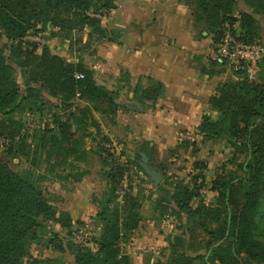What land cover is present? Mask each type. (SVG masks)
<instances>
[{
	"label": "trees",
	"instance_id": "trees-1",
	"mask_svg": "<svg viewBox=\"0 0 264 264\" xmlns=\"http://www.w3.org/2000/svg\"><path fill=\"white\" fill-rule=\"evenodd\" d=\"M113 1L0 0V39L6 41L5 47L0 44V264H19L28 258L30 264L39 263L29 255L31 245L39 242L41 231L46 227L42 219L65 230L66 238L78 231L68 212L52 207L54 197L43 191L34 172L31 169L14 172L5 157L15 156L17 146H33L35 130L16 140L24 113L29 118L42 119L48 106L56 110L51 118L54 127L39 129L40 136L43 135L32 150L33 160L40 152L46 162L60 159L66 163L70 157L73 163L86 162L87 152L81 149L82 141L89 136L95 139L89 128L100 127L94 112L105 116L107 124H114L116 113L122 107L120 87L109 90L97 85L92 71L85 69L81 62L82 55L95 53L94 44L111 36L102 22L89 14L109 13ZM181 1L189 7L194 27L199 33L206 32L213 46L220 41L223 24L227 22L238 25L234 33L240 40H262L264 0ZM240 4L249 11L240 10ZM48 27L54 29L52 37L67 42L68 55L76 61L52 53L46 44L39 46L25 41L29 33H43ZM214 63L221 67L218 73L227 71L224 62L215 60ZM256 68L253 78L243 70L227 71L232 79L216 87L208 101L210 112L202 115L197 128L196 134L205 140L227 139L234 149L233 157L245 158L241 167L243 178L225 179L217 172L210 181L209 190L216 193L215 205L193 203L206 186L203 173L206 166L202 162L193 164L196 173L188 181L167 177L163 169L149 163L164 176L157 189H168L164 200L159 197L153 200L156 221L166 217L168 210L179 219L175 227L179 233L169 240L166 261L155 264H196L198 261L240 264L241 258L245 264H264V57ZM17 71L21 82L17 80ZM78 73L84 77L76 79ZM162 92V85L153 83L141 93L136 92L133 100L143 104L144 98L156 99ZM59 114L66 120L58 125ZM2 140L5 144H1ZM180 144L194 143L182 141ZM111 150L114 155L105 154L99 147L90 149L98 157L107 186L101 197L94 199L98 211L91 218L99 224L100 232L90 247L70 244L74 264H133L122 252V246L129 243L138 228L142 219L141 203L149 198L141 187L134 194L131 186L122 189L121 180L132 164L146 176L139 165V153L144 152L149 159L151 154L143 144L135 152L131 165L125 167ZM84 174L83 171L72 180H80ZM56 211L60 219L55 218Z\"/></svg>",
	"mask_w": 264,
	"mask_h": 264
},
{
	"label": "crops",
	"instance_id": "crops-1",
	"mask_svg": "<svg viewBox=\"0 0 264 264\" xmlns=\"http://www.w3.org/2000/svg\"><path fill=\"white\" fill-rule=\"evenodd\" d=\"M113 5L102 22L111 36L94 44V54L81 58L97 85L109 90L120 87L122 107L114 124H109L111 151L128 167L135 152L145 144L151 154L148 164L159 166L167 177L186 181L196 173L193 164L202 162L206 166V186L193 203L215 205L216 193L209 190L208 180L218 162V140H205L200 134L193 145H181L177 140L180 131L197 132L202 115L210 112V97L228 79L227 71L218 73L221 67L214 63L218 59L211 37L194 27L190 9L181 0H114ZM239 7L249 11L242 4ZM45 44L52 53L76 61L67 51L57 53ZM153 83L162 85L161 95L144 98L143 104L133 100L136 92L141 93ZM212 115L217 116L215 112ZM86 159L74 163L85 172L80 180L68 178L55 183L60 209L73 220L95 217L98 208L94 199H99L107 186L97 155L88 151ZM132 178L131 174L124 176L125 189L133 186ZM156 196L154 193L152 199L141 203L142 219L129 243L122 246L133 264H144L148 254L157 256L171 235L168 220L161 224L156 221Z\"/></svg>",
	"mask_w": 264,
	"mask_h": 264
},
{
	"label": "rangeland",
	"instance_id": "rangeland-1",
	"mask_svg": "<svg viewBox=\"0 0 264 264\" xmlns=\"http://www.w3.org/2000/svg\"><path fill=\"white\" fill-rule=\"evenodd\" d=\"M244 6V5H243ZM245 7V6H244ZM240 9V7H239ZM263 26V25H262ZM53 28H47L43 30V38L44 41L53 49V51L57 53L65 52L68 53V44L67 42L63 41L62 39L52 37L51 34L53 32ZM260 34L262 36V40L259 41L261 44L264 45V26L263 29L260 31ZM23 42V41H22ZM24 43V42H23ZM0 44L5 47L6 41L4 39H0ZM69 54V53H68ZM261 70V68H259ZM264 72V70H263ZM20 74L18 71L16 72V77L18 82H21V78L19 77ZM232 74L228 73V79L231 78ZM238 77V75L236 76ZM227 79V80H228ZM47 112L42 119H46L47 117L52 118L53 115L56 114V110L53 108V106L47 107ZM118 112L116 113L117 116ZM21 119L24 120L27 117V113H24L21 115ZM93 117L100 122V127H92L89 128V133H93L95 136V139L91 140V137H86L83 139V144L81 149H84L87 154L90 149H94L95 147L101 148L105 154L114 155V153H111V147L112 143L110 142V129L111 126L109 124L102 125L104 121H106L105 116H100L98 113L94 112ZM41 119V120H42ZM58 125L59 123H62V120L64 117H61V114L58 115ZM84 120L88 121L87 117H84ZM48 129V128H46ZM92 129V130H90ZM42 130L35 129V132H33V135L35 136V139L33 140V146L27 147V146H17L16 147V155L15 156H8L5 157V160L7 161L8 166L11 170L17 173H23L27 169H31L32 172H34V175L40 179V187L43 189V191H46L49 193V195L54 197V200L51 201L52 207L56 208L58 211L60 209V196L56 192V185L55 183L57 181H61L63 179L70 178L71 180L73 178H76L80 174L83 173L82 166L74 165L72 162V157L68 158L66 160V163L62 162L60 159H58L56 162L51 160L50 162H46L43 160V156H40L39 154H35V157L37 159L33 160V148L36 146L37 143L40 142V139L42 135L40 136ZM40 138L38 139V137ZM39 145V144H37ZM40 151V149H39ZM154 155V151H151ZM42 153V151H41ZM234 149L229 144L227 139H220L218 140V162H216L215 166V172L211 175L208 182L212 181L215 174L218 172V175H223L225 179H229L231 177L237 176V177H244V172L242 171L241 167L243 165V162L245 158L241 156L239 159L234 158ZM136 155L134 154V157ZM133 157V158H134ZM110 159V158H109ZM134 161V160H133ZM54 163V164H53ZM135 165V164H134ZM133 164L128 169V174L132 175L133 179V186L131 187V191L133 194L136 192V188L134 187H141L143 190L144 195H147L149 199H152V196L154 193H156L155 199H158V197L162 200L165 199L167 196L168 189L166 187L152 190L150 186L152 187L151 182H149V178L145 175H143ZM123 178V177H122ZM178 179V178H174ZM179 180V179H178ZM184 180V179H183ZM125 182L124 178L121 180V188L124 189ZM128 187V186H126ZM103 198V197H102ZM98 202V201H97ZM55 212V210H53ZM57 212V211H56ZM56 219H60V214L57 212L54 214ZM166 217H160L158 218V223H163L165 220H168L169 225L171 226L172 232L169 237L166 239V243L161 248L156 255L148 254L146 256V260L144 264H155L157 261H163L165 262L168 254H169V240L170 238L178 234L179 231L175 230V227H178V221L179 219L176 217V215L172 214L171 211L168 210ZM74 225L78 227V231L75 233H72L69 235V237L66 238V231L62 230L56 225L55 223L48 222L44 219H42V222L46 225V227L41 231L40 234V240L38 243H35L31 245V253L29 257L37 260L39 263L37 264H44L51 263V264H74V258L72 255V248L70 247L71 243H74L76 245H87L92 246V239L96 236L97 232L99 233V224L95 219L93 220H71ZM55 236H57V239H55ZM62 240V241H61ZM53 241V242H50ZM61 241V244L59 243ZM128 244V242H127ZM62 247L63 251H59V248ZM159 257V258H158ZM153 261V263L151 262ZM132 262V260H131ZM19 264H30V260L28 259H22ZM196 264H201L199 261L196 262ZM240 264H245L244 259H240ZM250 264H255L254 262Z\"/></svg>",
	"mask_w": 264,
	"mask_h": 264
},
{
	"label": "built area",
	"instance_id": "built-area-1",
	"mask_svg": "<svg viewBox=\"0 0 264 264\" xmlns=\"http://www.w3.org/2000/svg\"><path fill=\"white\" fill-rule=\"evenodd\" d=\"M91 17L99 19L101 22L107 20L108 13L89 14ZM238 25L236 23H224L223 34L218 43L214 46L215 54L219 62H224L227 71L237 72L243 70L249 78H253L257 68L256 64L264 57V45L260 42H245L240 40L236 32ZM25 41L35 43L39 46L44 45L42 33H29L25 37ZM82 74H76V79H82ZM52 129L54 127L52 119L47 117L46 119H37L32 117H26L23 121L22 128L16 140L30 135L35 129ZM197 134L189 131H180L177 134V140L179 142L187 141L194 142ZM6 141L2 140L1 144H5ZM204 192V188L200 190V193Z\"/></svg>",
	"mask_w": 264,
	"mask_h": 264
},
{
	"label": "water",
	"instance_id": "water-1",
	"mask_svg": "<svg viewBox=\"0 0 264 264\" xmlns=\"http://www.w3.org/2000/svg\"><path fill=\"white\" fill-rule=\"evenodd\" d=\"M133 105L134 104H132V107ZM139 156H140L139 165L143 169L146 176L149 178V182L152 183V186L154 188L158 187V185H160L163 180V174L160 171L155 170L149 166L148 158L144 152H140Z\"/></svg>",
	"mask_w": 264,
	"mask_h": 264
}]
</instances>
